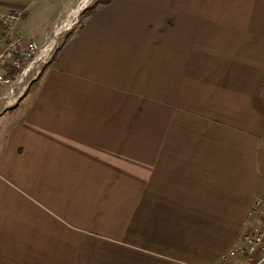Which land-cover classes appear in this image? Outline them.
<instances>
[{
    "label": "crops",
    "instance_id": "1",
    "mask_svg": "<svg viewBox=\"0 0 264 264\" xmlns=\"http://www.w3.org/2000/svg\"><path fill=\"white\" fill-rule=\"evenodd\" d=\"M262 195L264 0H112L0 115V264H219Z\"/></svg>",
    "mask_w": 264,
    "mask_h": 264
},
{
    "label": "built area",
    "instance_id": "2",
    "mask_svg": "<svg viewBox=\"0 0 264 264\" xmlns=\"http://www.w3.org/2000/svg\"><path fill=\"white\" fill-rule=\"evenodd\" d=\"M74 10L63 15L65 18L60 16L41 42L17 30L24 10L0 12V115L5 112L4 104H12L13 108L19 103L48 65L59 35L77 22H73ZM248 216L252 219L248 231L221 256L219 264H264V195L255 199Z\"/></svg>",
    "mask_w": 264,
    "mask_h": 264
},
{
    "label": "rangeland",
    "instance_id": "3",
    "mask_svg": "<svg viewBox=\"0 0 264 264\" xmlns=\"http://www.w3.org/2000/svg\"><path fill=\"white\" fill-rule=\"evenodd\" d=\"M14 1H16L17 3L16 5L12 6V8H23L24 6H26L24 4H27V2L24 3L23 0H0V12L5 11L7 10V8L10 7H8L9 4H5L4 2ZM95 1L96 0H79L77 3H75L73 7H70L68 12L64 16H66L75 8V10L72 12V15L74 17L73 22H77L72 26L70 30H67L61 35H59L55 49H57L59 42L61 41V37L64 36L66 33L72 31L79 25L83 15L87 12L86 9L91 6ZM62 2H64V0H34L33 3L29 5L31 9L30 14L25 20H22L19 25V28L23 32L22 34L28 39H32L39 42L41 39L40 36H42L43 33L49 32V30L52 29H49L51 26V22L53 20V17L60 10ZM64 16H62L61 18H63ZM10 108H12V105L8 107L7 110ZM7 115L9 114L7 113Z\"/></svg>",
    "mask_w": 264,
    "mask_h": 264
},
{
    "label": "trees",
    "instance_id": "4",
    "mask_svg": "<svg viewBox=\"0 0 264 264\" xmlns=\"http://www.w3.org/2000/svg\"><path fill=\"white\" fill-rule=\"evenodd\" d=\"M112 0H96L91 6H89L86 10L92 12L95 10L97 7L101 5H105L110 3Z\"/></svg>",
    "mask_w": 264,
    "mask_h": 264
},
{
    "label": "bare ground",
    "instance_id": "5",
    "mask_svg": "<svg viewBox=\"0 0 264 264\" xmlns=\"http://www.w3.org/2000/svg\"><path fill=\"white\" fill-rule=\"evenodd\" d=\"M73 16V15H72ZM12 104H4V111L7 110L8 107H10Z\"/></svg>",
    "mask_w": 264,
    "mask_h": 264
}]
</instances>
